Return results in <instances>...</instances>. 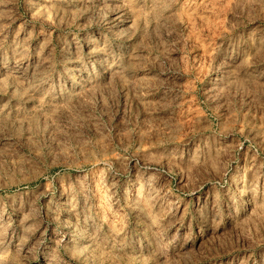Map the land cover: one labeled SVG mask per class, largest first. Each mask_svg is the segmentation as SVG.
<instances>
[{
	"label": "rangeland",
	"instance_id": "rangeland-1",
	"mask_svg": "<svg viewBox=\"0 0 264 264\" xmlns=\"http://www.w3.org/2000/svg\"><path fill=\"white\" fill-rule=\"evenodd\" d=\"M0 264H264V0H0Z\"/></svg>",
	"mask_w": 264,
	"mask_h": 264
},
{
	"label": "bare ground",
	"instance_id": "bare-ground-1",
	"mask_svg": "<svg viewBox=\"0 0 264 264\" xmlns=\"http://www.w3.org/2000/svg\"><path fill=\"white\" fill-rule=\"evenodd\" d=\"M21 183V182H20ZM20 186V185H19Z\"/></svg>",
	"mask_w": 264,
	"mask_h": 264
}]
</instances>
